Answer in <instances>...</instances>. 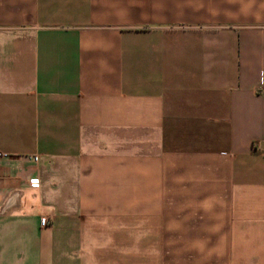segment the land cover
Instances as JSON below:
<instances>
[{
    "label": "crops",
    "instance_id": "obj_1",
    "mask_svg": "<svg viewBox=\"0 0 264 264\" xmlns=\"http://www.w3.org/2000/svg\"><path fill=\"white\" fill-rule=\"evenodd\" d=\"M0 264H264V0H0Z\"/></svg>",
    "mask_w": 264,
    "mask_h": 264
},
{
    "label": "built area",
    "instance_id": "obj_2",
    "mask_svg": "<svg viewBox=\"0 0 264 264\" xmlns=\"http://www.w3.org/2000/svg\"><path fill=\"white\" fill-rule=\"evenodd\" d=\"M38 223H39V226L43 227L48 223V221L46 217L42 216V217H39Z\"/></svg>",
    "mask_w": 264,
    "mask_h": 264
}]
</instances>
